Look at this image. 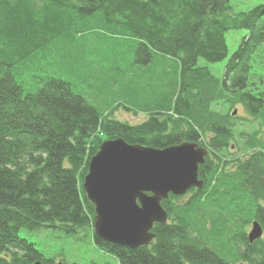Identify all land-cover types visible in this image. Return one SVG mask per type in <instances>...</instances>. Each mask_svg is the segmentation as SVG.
<instances>
[{
    "label": "trees",
    "instance_id": "1",
    "mask_svg": "<svg viewBox=\"0 0 264 264\" xmlns=\"http://www.w3.org/2000/svg\"><path fill=\"white\" fill-rule=\"evenodd\" d=\"M230 30L246 34L219 80L198 61L227 58ZM262 44L264 4L234 13L229 0H0V264H54L23 228L92 239L118 264H264ZM120 107L144 120L116 118ZM119 137L208 151L203 186L161 201L167 222L136 250L94 237L81 188L102 141ZM254 221L263 236L249 243Z\"/></svg>",
    "mask_w": 264,
    "mask_h": 264
},
{
    "label": "water",
    "instance_id": "2",
    "mask_svg": "<svg viewBox=\"0 0 264 264\" xmlns=\"http://www.w3.org/2000/svg\"><path fill=\"white\" fill-rule=\"evenodd\" d=\"M207 156L206 149L189 142L164 149L129 144L120 137L103 142L81 184L94 208V237L132 250L148 246L154 225L167 222L161 201L200 189L198 169ZM262 235L261 225L252 222L248 242Z\"/></svg>",
    "mask_w": 264,
    "mask_h": 264
},
{
    "label": "rangeland",
    "instance_id": "3",
    "mask_svg": "<svg viewBox=\"0 0 264 264\" xmlns=\"http://www.w3.org/2000/svg\"><path fill=\"white\" fill-rule=\"evenodd\" d=\"M260 4H264V0H229V6L231 7L234 13L247 12L251 10L253 7ZM245 34H246L245 30H230L226 32L225 39L228 50V57L218 63H208L205 60L200 59L198 61V64L201 66H206L217 79L221 80L224 74L226 62L228 61L232 53L236 50L240 40ZM91 38L93 39L94 37L92 36L88 37V39ZM263 49H264V44H262L260 48H258L257 55L264 54V51H262ZM169 63L171 65V62ZM257 65H258L257 63H254V66ZM166 67L167 68L166 70H164V72L167 73L170 72L169 66ZM156 68H159V66ZM160 70L161 69H159V71ZM81 88L82 87H80V89ZM79 92L81 94H84L81 91ZM92 92L98 93V91L96 90H91L89 91V94H91ZM89 94L86 91V95L84 94L86 96L85 99L89 104H92L91 102H93V100L89 97ZM93 104L94 106L96 105L95 103ZM235 110L237 111V114L240 117H245V118L247 117V115L243 112V110L240 107H236ZM114 114L116 118L126 121L130 124H139L144 120V115L142 114H138L137 116L132 115L124 111L122 107L118 108ZM235 127L237 131H247V132H251L255 129H258L257 128L258 126L255 122H253V125H249L247 124V122L237 121ZM105 141L107 140L102 141V143ZM232 146L233 148L231 152H233L234 154L241 153V150L237 149L234 146V144ZM250 229L251 226L248 228L247 231L249 232ZM19 235L35 243L36 249L40 251L45 256V258L54 260V263L61 262L63 264H73V263L118 264L117 260L114 257L101 252L95 246L92 239L86 240L83 243H78L72 241L71 238H68L63 233L57 230L32 231L26 228L20 229Z\"/></svg>",
    "mask_w": 264,
    "mask_h": 264
}]
</instances>
